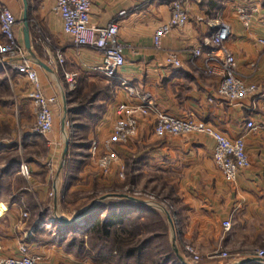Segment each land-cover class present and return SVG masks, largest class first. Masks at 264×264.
Listing matches in <instances>:
<instances>
[{
	"label": "crops",
	"instance_id": "obj_1",
	"mask_svg": "<svg viewBox=\"0 0 264 264\" xmlns=\"http://www.w3.org/2000/svg\"><path fill=\"white\" fill-rule=\"evenodd\" d=\"M168 1L91 0V23L115 21L118 40L124 45L125 64L117 78L107 79L92 71L99 53L75 46L62 33L59 20L51 13L54 0H0V6L7 7L16 18L14 33L24 48L22 19L26 4L30 42V48H25L27 57L35 61L33 67L43 94L55 98L50 107L52 130L47 137L37 135L10 142V146L0 145V158L12 157L3 159L0 175L12 173L20 164L27 183L20 189H0V256L14 255L24 244L31 255L52 264H151L149 257H132L125 263L123 259L119 263L100 259L92 253L77 257L57 244L58 229L69 226L60 224L58 218L69 220L82 213L77 221L81 222L87 212L96 208L97 201L111 199L108 185L121 184L124 169L131 164L132 177H137L141 165L162 173L166 181L171 179L174 184L178 209L172 238L178 260L188 264L183 260L181 246L189 243L202 257L201 264H264V259L250 256L254 251L248 253L264 248V48L257 43V39H264V0H184L187 23L172 29L162 48L155 50L152 33L168 21ZM237 5L256 8L250 27L245 28L236 19ZM122 10L126 13L120 16ZM218 25L230 31L224 45L235 59L236 74L257 87L253 96L228 102L216 92L221 80L219 64L211 63V74L203 71L205 59L212 52L206 40ZM197 47L202 55L194 58L192 50ZM169 51L178 55L180 67L165 64L164 56ZM55 52L62 54L63 64H54ZM63 72L76 74L72 84ZM121 81L135 84L161 112L202 122L230 140L243 137L248 168L234 181H227L214 165L215 141L211 137L197 133L157 137L153 134L154 117L149 114L139 117L137 133L127 144L114 145L117 162L110 172L96 176L97 156L90 154V142L107 139L116 107L132 101L121 88ZM0 86L8 95L0 99V111L20 107L23 114L24 107H28L35 119L22 76L12 69H0ZM68 119L73 120L77 139L85 144L65 139L64 122ZM248 121L254 130L247 129ZM24 135L30 134L25 131ZM96 185L104 190L91 197ZM87 196L88 203L84 201ZM225 220L231 224L226 232L222 228ZM217 246L231 258L210 257Z\"/></svg>",
	"mask_w": 264,
	"mask_h": 264
},
{
	"label": "built area",
	"instance_id": "obj_2",
	"mask_svg": "<svg viewBox=\"0 0 264 264\" xmlns=\"http://www.w3.org/2000/svg\"><path fill=\"white\" fill-rule=\"evenodd\" d=\"M169 18L164 24L157 26L152 33V47L155 50L162 48L163 40L172 29L183 27L188 20L184 0H169ZM91 0H54L51 13L59 22L62 33L68 41L75 46L93 48L99 53V61L93 66L92 71L101 74L107 79L117 78L120 69L125 64L123 54L124 45L118 40V25L115 21L103 25L92 24L90 21ZM256 8L247 5H237L234 15L241 24L248 28L252 24L253 14ZM126 11H120L122 16ZM201 21V19H197ZM17 20L12 12L5 6H0V69L14 70L22 76L28 85L27 99L32 103L35 113V122L31 133L47 137L52 130L53 116L51 105L55 103L54 97L43 94L41 83L32 61L27 57L25 48L19 43L14 33ZM228 27L218 25L214 27L206 43L211 46L203 64L206 74L214 72L211 66L216 62L220 66L221 80L216 89L217 94L228 102H235L245 97L253 96L257 92L254 84L246 83L235 72V59L225 47L229 38ZM257 43L264 48V39H257ZM194 58L202 55L200 48L192 50ZM64 59L60 52H55L54 64H63ZM164 62L168 66L178 68L181 61L175 52L165 53ZM65 79L72 84L76 74L63 72ZM120 86L131 102L121 103L116 107L115 119L112 123L109 137L101 142L92 140L89 146L91 155L97 156V168L104 176L107 175L113 164L117 162V153L114 145L127 144L137 133L139 117L152 114L154 117L153 134L157 137L166 135L204 134L215 141L212 159L215 167L227 181H234L236 177L249 166L244 149L243 137L230 140L222 133L212 129L211 126L190 119H180L170 116L156 109L152 100L142 95L135 84L121 81ZM249 130L255 126L251 121L246 122ZM20 169L24 171V166ZM122 177V174H119ZM26 214H23L25 216ZM52 223L53 219H49ZM230 221L222 222L224 232L229 231ZM184 251L196 263L198 256L191 246L185 245ZM1 253V248H0ZM250 256L264 259V250L251 253ZM213 258H226V252L213 250L210 253ZM0 264H52L42 261L38 256L31 255L24 244L18 246L17 253L12 256H0ZM57 264H80V263H57Z\"/></svg>",
	"mask_w": 264,
	"mask_h": 264
},
{
	"label": "rangeland",
	"instance_id": "obj_3",
	"mask_svg": "<svg viewBox=\"0 0 264 264\" xmlns=\"http://www.w3.org/2000/svg\"><path fill=\"white\" fill-rule=\"evenodd\" d=\"M34 64L35 61L32 60ZM27 93V92H26ZM8 95L5 92L3 86H0V99L7 98ZM27 98V97H26ZM25 98V99H26ZM28 100V99H26ZM24 113H21L20 107L18 109H12L11 111H0V145L10 146V142L24 141L28 137H35L36 134L31 133L35 120H33L31 116V112L28 107H24ZM35 115V113H34ZM33 120V121H32ZM72 119L65 120L64 128L66 129V133L64 134L65 139L68 142H75L77 144H85L84 140L77 139V134H74V128ZM23 122V123H22ZM25 131H28L30 135H24ZM80 134H78L79 136ZM40 137V136H38ZM15 156H13L14 159ZM6 158L10 160L12 157L5 156L0 158V170L3 169L5 161L3 159ZM2 159V160H1ZM131 164L125 167L122 177L121 184H110L107 187V192L109 193L108 197L115 198L114 195H124L127 197H132L134 199L140 200L145 204L151 206L158 214L161 220L165 221L163 227H159L157 224V219H149L146 222H140V230L142 231V236L140 239L149 235V233H157L160 238L155 239L150 245V247L146 248V251H143L142 255H148L147 257L154 256L156 257L155 252H159L160 257L170 255V248L172 253L174 254V249L177 247L174 245L173 236L175 238L177 221H176V210L178 209V200L175 195V187L174 184L170 181H166L163 177L162 173H157L153 170H149L141 165L138 167V175L137 177H132L129 173L131 169ZM135 168V167H134ZM127 169V171H126ZM12 173L8 175H0V189L6 188H24L27 187V183L25 180V171L20 169V164L14 167L11 171ZM3 174V171H0ZM100 171H97V175H100ZM24 177V178H23ZM104 190L101 186L96 185L92 189L91 197L98 196L99 192ZM88 198L84 200L88 203ZM125 198V197H124ZM105 199V198H104ZM110 199V198H109ZM100 203L99 201H97ZM85 203V202H84ZM85 203V204H86ZM155 220V225H153V221ZM189 245L193 248L194 253L198 256V260L196 263L191 262V258L184 251V246ZM219 252H226L222 249L221 246H217L216 249ZM258 250H264L263 247H260L256 250H250L248 253L255 252ZM182 257L185 262L188 264H201L202 257L199 255L197 250L189 243H183L181 246ZM247 253V254H248ZM227 257L221 258L224 260L230 259L231 256L226 252ZM159 256V255H157ZM149 257V258H150ZM145 259V257H143ZM142 260V258H141Z\"/></svg>",
	"mask_w": 264,
	"mask_h": 264
},
{
	"label": "trees",
	"instance_id": "obj_4",
	"mask_svg": "<svg viewBox=\"0 0 264 264\" xmlns=\"http://www.w3.org/2000/svg\"><path fill=\"white\" fill-rule=\"evenodd\" d=\"M149 205L137 199L115 197L97 203L93 211L87 212L81 222L58 229L59 237L57 244L72 252L77 257L91 255L100 259H113L114 263L129 258L141 260L148 255H142L151 243L160 238L159 234L149 233L143 239L140 230V222L149 219H157L159 227H163L165 221ZM155 220L153 225H155ZM156 224V225H157ZM68 235V237H65ZM156 257L149 256L151 264H186L178 260L172 253L160 257V253L155 252ZM159 255V256H157Z\"/></svg>",
	"mask_w": 264,
	"mask_h": 264
},
{
	"label": "water",
	"instance_id": "obj_5",
	"mask_svg": "<svg viewBox=\"0 0 264 264\" xmlns=\"http://www.w3.org/2000/svg\"><path fill=\"white\" fill-rule=\"evenodd\" d=\"M22 22L24 24V30H23V40H24V45H25V48L26 49H29L30 48V42H29V33H28V23H27V17H26V4H25V8H24V14H23V19H22ZM29 59H31L29 57ZM36 62L40 65H43L41 62H39L38 60H36ZM115 197H125V198H128V199H131L133 200L134 198L132 197H127V196H124V195H114ZM82 217V213H78L76 214L75 216H73L71 219L69 220H66V219H63V218H58V221L60 224H64V225H72L74 223H76L80 218ZM258 259V258H256ZM262 260V259H260ZM245 261H241L239 262L238 264H243Z\"/></svg>",
	"mask_w": 264,
	"mask_h": 264
}]
</instances>
